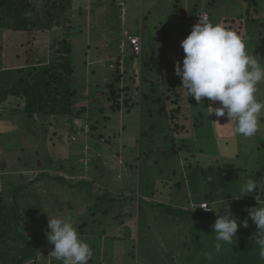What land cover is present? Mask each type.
Here are the masks:
<instances>
[{
  "label": "rangeland",
  "instance_id": "obj_1",
  "mask_svg": "<svg viewBox=\"0 0 264 264\" xmlns=\"http://www.w3.org/2000/svg\"><path fill=\"white\" fill-rule=\"evenodd\" d=\"M79 1L88 4L83 12L84 17L90 18L92 24L88 25L86 23L87 29H82V26L78 25L80 24L77 22L78 16L73 15L71 18L68 14L70 0H23V2L21 0H0V193H2L0 196L3 202L6 200L11 202L15 186L19 184L24 186L22 190V192H25L24 196L18 195L22 214L21 224L28 226L27 232L31 233L33 237L42 238L41 240H43L45 246L43 252L41 251L38 254L32 264H62V261L56 260L50 253L54 245L49 243L46 236V233L50 231L47 227L48 213L50 216H62V214L63 216H71L78 227L79 233L89 232V235L96 238L95 251L97 256L92 255L91 257L94 261L93 264H95L97 262L96 258L100 254L99 249L104 246V237H108L115 230L114 213L119 211V205L117 203L113 205L108 200L112 207H109L108 211L103 214V200L97 199V190L111 188L112 192L119 191V193L127 196L130 195L131 191H135L139 184L143 188L144 183L151 178L149 176L151 174L155 177L159 175L162 179L170 173L168 177H171L174 181H179L180 161L173 152L174 147L173 150L165 149L164 152L159 153L155 160H152V156L149 155V157L141 159L137 165L130 162L128 159L130 147L134 143L127 142L124 136L137 137V134L134 133L133 128H128L131 131H128L127 134L124 133L121 113H107L110 104L113 102L109 98L110 91L106 86V82L110 81L109 78L112 79L111 76L114 79L121 76L122 70L117 74H113L111 71L115 67L116 56L123 53L127 55L128 53V57H130L132 53L126 43L128 37H122V40L120 38L119 47L116 45L118 44L116 38L121 34L119 29L123 27L121 20H126L124 23L125 32L122 34L128 36L130 33H141L142 40L147 45L143 48L149 50L148 48H151V45H156L155 42L162 43L167 38L172 41L181 34L184 28V22H181V11L179 10L182 8V2H177L178 7H176L175 0H161V5L157 10L158 4L155 3L150 15L152 24L149 27L147 25L146 28H142L143 24L140 18L129 21L131 19L129 13H136V10H141L137 8L135 3L132 7L126 3V7L129 8V11H127L125 5L120 4L119 0H113L114 3L112 2L111 5L109 0H101V2L91 0L88 3H84L82 0ZM183 2H185L184 9L186 13L194 7H198L202 10L201 15L207 14L209 19L212 15L215 23L219 22L215 16L216 12L218 14V11L221 8L224 9V7L227 14L241 11L245 17L255 21L258 31L249 34L245 29H242V33L244 31L245 37L248 38L256 37L258 50L253 49L252 51L263 56V63L261 64H264V0H184ZM20 5L21 10L16 14V10L19 9ZM254 5L258 9L257 11L253 9ZM121 9H123V13L120 20ZM79 10L81 12L82 8H79ZM139 14L141 13L138 12ZM76 15L80 14L77 13ZM199 15H195L196 22L199 20ZM115 16L117 19H115ZM221 17L223 16L221 15ZM67 20H70V22ZM46 23L49 25L54 23L55 28L52 25V28L48 30L47 28L45 30L35 28L38 26L43 27ZM104 23L110 31L100 38L99 34L101 32L97 31L98 28L96 27H103ZM21 25L24 26L23 29L18 28ZM64 41L71 45L75 60L71 82H69V78L66 79L65 76L63 78L70 84L74 83L73 86L78 84V87L76 89V99L74 100L75 105L73 106L75 109H72L73 111L69 114L56 115L50 113L53 103L41 100L39 98L42 94L41 91L35 93L36 88L30 89L29 85H32L34 80H31L29 70L32 68L41 70L44 67H53L55 70L48 68L50 75L55 71L62 72L60 63L64 61L63 57L67 56L64 51ZM114 41V45L118 49L116 52L110 46ZM139 56L140 54L137 55V60L140 59ZM83 59L86 60V65H83ZM131 61L133 60L131 59ZM121 68H125V66H121ZM137 68H140L138 64ZM22 78L27 82L26 87L19 82ZM125 81L126 85L123 84L119 89L124 90L128 87L127 85H130L126 79ZM39 88L41 87L39 86ZM25 89H28L29 95L22 96L21 93L23 92L20 91ZM258 89V99L264 100V83L258 85ZM15 90L18 92L17 95L14 94ZM111 93L116 102H124L127 98L123 91L121 92L122 95ZM177 94L184 99L185 103L191 102L185 89L182 88ZM61 96L62 93L59 92L58 99L61 100ZM34 99L36 103H34ZM205 101L207 104L211 103L207 99ZM202 103L198 104L195 101L194 106L196 104V107H201ZM31 104L36 108V112L32 115L28 113ZM100 104L103 105L104 114L99 111ZM44 105L46 110L42 111ZM123 110L124 107L119 112ZM14 115L19 118L18 124L13 122L12 117ZM103 117H106V119L104 120ZM223 118L225 122H228L226 117ZM133 120L132 113L128 124H132ZM209 120L210 118L207 115L204 117L206 125L199 126L198 129L195 127L194 141L192 137L184 143L182 140L176 139V146L183 155L185 154V147L182 149L183 145L195 146L196 152H198L196 147L205 151L203 154L197 153L202 154L198 161L200 167H205V171L199 175L196 174L195 182L192 183L193 187L189 183L188 189L190 191L195 189V201L204 197L205 189H209L211 186L209 182L202 180L203 176L211 179L213 173L206 169L209 164L205 163L206 160L212 159V165H217L228 158L231 160L230 163L240 168L237 172L232 173L231 177L224 181L222 185H219V188H227L233 194L230 199H227V201L230 200L227 203L232 214L236 216L238 212L243 211V209L241 211L236 210L235 207L237 204H244L246 201L257 204V207H259L260 203H264L261 202L264 201V173L263 175L261 173V177L257 174L262 165L257 166L261 146H258L255 150L254 144L257 142L250 144L254 140L246 143L243 137L238 139L219 136ZM261 121L264 122V116L261 117L260 124ZM109 139H111V142ZM136 139L139 146L134 149V152L138 153V149L139 152L145 151L144 148L147 144L143 139ZM261 140L262 138L259 140L260 143ZM156 141L157 143L150 144L162 145L161 139ZM164 142V147L168 148L170 141L164 139ZM155 147L152 146V148ZM250 147L254 148L251 154L247 152ZM110 152L112 158H110ZM150 152H154V150ZM231 153L235 155L231 156ZM246 155H250L249 158H243ZM135 156L133 154L132 159ZM139 157H142L141 154ZM127 162L130 163L127 164ZM242 165L243 167H240ZM132 166H137L141 179L139 175L131 176L130 179L129 173ZM171 168L176 172L172 171ZM260 171L262 172V170ZM47 173L50 176H47ZM54 174L64 176L68 181L73 182L81 178L94 180L95 183L99 184V187H94L95 193L91 196L86 191V185L79 187V191L84 195L82 197L75 196L71 194V189L67 187V184H63L58 179L54 180L52 177ZM248 178L256 181L258 185L256 190L247 194V196L235 198L241 195L240 184ZM103 183L109 185L104 186ZM117 184H120L121 187L118 188ZM180 185L179 190L174 187L171 189L170 200L173 205H163V210L172 211V213L176 211L184 213V211L176 208V203L182 198L183 194V182H180ZM86 194L89 195V199ZM99 201L102 203L97 206L96 203ZM203 201L207 202V199L200 201L198 206ZM221 206L223 207L220 209L222 211L227 207L225 203L222 205L219 202L218 209H215L216 213H222L219 210ZM252 207H255V205L246 204L244 214L246 217H249L248 209ZM195 209L200 210L199 207ZM32 210L34 213H32ZM144 211L149 213L154 209L150 210L149 207H146ZM75 214L79 220L75 219ZM80 215L82 216L81 219L78 218ZM147 215L151 216L150 214ZM212 217L197 214L195 215V222L175 221L171 227L167 223L156 221L154 230L149 235V245H153V239L157 242L156 245H166L167 250L175 252L174 259L169 255L173 253L170 251H168L169 254L164 252V254L157 256L156 264H174V261H179L182 264H233L237 256L234 254L235 251L243 253L239 254L238 257L245 263L250 264L256 260L255 263L264 264V260L259 258V251L251 250L257 246L255 241L242 242L250 250L235 249V247L242 245L238 236L233 238L231 245L225 244L222 250L217 253L214 247L216 233L211 228L216 218ZM91 221L94 222L91 223ZM83 222H88V225L84 228L80 227ZM173 227L175 228L174 233ZM256 232L259 233V230ZM182 235L187 238L182 239ZM173 236H176L177 240L175 242L171 240ZM108 239L113 240L111 237H108Z\"/></svg>",
  "mask_w": 264,
  "mask_h": 264
},
{
  "label": "trees",
  "instance_id": "obj_2",
  "mask_svg": "<svg viewBox=\"0 0 264 264\" xmlns=\"http://www.w3.org/2000/svg\"><path fill=\"white\" fill-rule=\"evenodd\" d=\"M110 1V0H109ZM21 2H23V0H21ZM98 2H101L98 0ZM113 4V3H112ZM111 5V3H110ZM253 9L255 11H257V7L254 5ZM21 10V5L19 6V9L16 10V14H18V12ZM197 11V7H195V14ZM241 13V11H240ZM15 14V15H16ZM225 14L223 15L221 24H223L224 26H226L229 29L235 30L238 34H240L244 39H245V32L243 31L242 33V29H245L249 34L251 32H256V31H252L254 29V27L252 28L249 24L245 25L243 19L244 15L243 14ZM132 18H134V20L137 19V12L136 14L134 13L132 16ZM115 19H117V17L115 16ZM248 20H250L249 18H247ZM253 21V20H251ZM54 27V23L53 24H48L46 23L45 26L43 27H35L36 29H51L52 27ZM34 26H36L34 24ZM241 26V27H240ZM23 25L18 26L19 29H23ZM240 27V28H239ZM97 28V27H96ZM97 31H99L98 29H96ZM120 30V35L116 38V41H118V44H116L117 46L119 45V41L122 40V37L124 35H122V28L119 29ZM101 32V31H100ZM107 33L106 30L103 28L102 29V33H100L99 35L103 36V34ZM182 34H186L185 30L183 29L181 34H179L176 38L182 35ZM129 36L131 37H138L140 44H141V50L136 53L133 50V46L131 44V41L129 39ZM124 37H128L126 40V43L128 44V49L132 50V53L129 55L130 57H128V53L127 55H125L124 53L122 55H118L116 56V61H115V67L111 70L113 72V74H117L120 73L122 70V73L120 74L121 76L116 77L115 80L112 77L109 78L108 80H110L109 82H106V86L110 91V100L113 102L112 104H110L109 108H108V112L107 113H119V110L122 109V107H124L123 110V116H124V123L125 125L122 126V129H124V133L127 134L129 133L128 131H131L130 129L128 130V128H133L134 133H136L138 135V131L140 132V128L143 129L145 122H147V118L152 115V113H157V114H163V115H171V116H181V113H183V109L186 106V104L184 102V99L179 96L177 93H179L182 89L181 87V78L176 74L175 72V66H176V62L180 61V64L182 66V62L183 58H181L180 60V56L182 57V54H179V49L175 48L174 46H172L173 43H175L176 40H172L170 41L169 38H167L166 40H164L162 43H156L153 44V47L148 48L149 50H145V46H147L143 40H142V36L140 35H133V34H128V36H124ZM123 37V38H124ZM121 38V40H120ZM115 41L113 42V44H111L110 46H112V48H114L115 52L116 50V45H114ZM64 46H65V53H67V56H64L63 59L64 61L60 63L61 66V70L62 72H53V74L50 75V70L48 68H52L53 70H55L53 67H44L43 69L39 70L37 68H32L29 70V76L31 77V80L33 82L32 85L30 86V89L33 90V88H36L35 93H40V91L42 92V94L39 96V98L41 100H44L46 102H51L53 103L51 105V110L50 113L52 114H56V115H65V114H69L71 113V111H73L75 108H73L74 104V100L76 99V89L78 87V84H76L75 86L74 83H68L66 82V79H70L69 82H71V76L74 72V55H72V47L70 44H68L66 41L63 42ZM119 47V46H118ZM142 51L144 52L142 54ZM183 51V49H180V52ZM136 53V54H135ZM183 53V52H182ZM140 54V59L137 60V55ZM255 55H258L257 52H254ZM185 55V54H184ZM260 59V63H263V56L262 55H258ZM131 59L133 61H131ZM136 59V60H134ZM83 65H86V60L83 59ZM137 64L140 66V68H137ZM121 66H125V68H121ZM55 67V65H54ZM76 68H78L75 65ZM86 68V67H85ZM33 72V73H32ZM63 76L66 77V79L63 78ZM124 77V78H122ZM122 83H121V81ZM125 79L130 83V85H127L128 87L125 88L124 90L119 89L120 86H122L123 84L126 85V81ZM21 84L24 85V87L27 86V82L25 79H20L19 81ZM29 84V83H28ZM39 86L41 88H39ZM51 86H53L54 88H52ZM181 87V88H180ZM38 88V89H37ZM180 90L179 92L177 90ZM143 90V91H142ZM124 92L125 97H127L124 102H116L114 101V96L112 95L111 92L119 95L121 94V92ZM20 92L22 96L24 95H29L28 93V89L25 90H21ZM59 92L62 93L61 96V100L58 99V95ZM136 92V93H135ZM14 94H18V92L15 90ZM122 95V94H121ZM140 95V96H139ZM189 100L191 101H195V99L193 97H189ZM34 103H36L35 99L33 100ZM191 102H189L190 104ZM100 112L104 114L105 110L102 107L103 105L100 104ZM206 101L204 103H202L201 108H196L195 107V117L196 120L198 121L199 119L204 120V117L207 116L208 114L206 113ZM42 111L46 110L45 105L42 107ZM73 109V110H72ZM36 112V108L35 106H33L31 104V108L28 109V113L30 115H32V113ZM19 113V112H17ZM48 113V114H50ZM133 113V123H129L128 124V120L131 117V114ZM198 115V116H197ZM21 118V115H20ZM135 118H140L139 121V126L136 124V120ZM13 122L14 123H19V118L18 116L12 117ZM103 119L105 120L106 117H103ZM17 120V122H15ZM205 126V121H203L202 123H197L195 124L196 128H199V126ZM23 128V127H22ZM139 128V129H138ZM143 134V132L141 133ZM139 134V135H141ZM113 135V134H112ZM114 136V135H113ZM124 138H126L127 142H132L134 143L131 147H130V154H129V160L132 164H138V162L140 161V159H132L133 154L136 155V152H134L135 148H138L139 146V142L137 141V137L135 138V136H131V137H126L124 136ZM111 142V139H109ZM123 140V141H126ZM122 141V140H121ZM172 148L176 147V143L174 142V140L172 139ZM187 151L185 150V154H190V153H195V176L196 174L199 175L200 173L205 171V167L202 168L200 167L199 164V157L205 152L203 151V149H198L196 147V149L198 150L200 154H197L198 152H196L194 150V147L188 146L187 147ZM175 153H178V151H174ZM111 153V152H110ZM235 154L231 153V156H233ZM245 157V156H243ZM110 158H112V153L110 154ZM230 159H224L222 160V163L217 164V165H212V159H208L206 160L205 163H209L208 167L206 169H209L210 171H212L213 173L211 174V179H209V177L207 176H203L204 181L209 182L211 187L220 185V183L223 182L224 178H229L231 177L230 175L232 173H235L238 171V169H240L239 167H236L234 164L230 163ZM130 162H127V164H129ZM99 167V165H98ZM137 167V166H136ZM136 167L132 166V170L133 169H137ZM240 167H243L240 166ZM98 171V169H96ZM217 170V171H216ZM70 172V171H69ZM133 173H135V170H133ZM261 171H258V175L261 177ZM47 176L49 175L48 173L46 174ZM50 176V175H49ZM54 178V180H59L61 182H63V184H67L68 188H70L71 190V194L75 195V196H79L82 197L84 194H81V192L79 191V187H84L85 185L87 186L86 191L88 192V194H90V196L92 194L95 193V189L94 187L98 186L97 184H95L94 180H87V179H83L81 178L80 180H76L75 182L73 181H68L64 176L61 175H56L54 174L52 176ZM133 179V178H132ZM199 181V180H198ZM200 182V181H199ZM201 183V182H200ZM103 185H109L108 183H103ZM117 187L120 188L121 185L117 184ZM24 186L19 184L18 186H15L14 190H13V194H12V199L11 202L9 200H6L5 202L2 201V198L0 196V264H27V263H31L35 261L36 257L38 256V254H40V252H43V249L45 248L44 246V242L43 240H41L42 238H35L33 237V235L29 232H27L28 230V226L25 224H21V220H22V214L20 211V204L18 201V195H20L21 197L24 196L25 192H22ZM93 191V192H89V191ZM121 191V189H119ZM2 192V191H1ZM86 194V197L89 199V195ZM0 195H2V193H0ZM96 196L98 200H103V207H111L110 203L108 200H116L117 202H121V201H125L126 197L125 194L123 193H119L118 192H112L111 188H106L105 190H97L96 192ZM227 196L228 197H232L233 194L231 192H227ZM39 200V199H38ZM37 200V201H38ZM200 200V199H199ZM142 202V201H141ZM102 203V202H101ZM237 204V203H236ZM246 204H249V202H247ZM251 205H255L252 204ZM257 206V205H255ZM159 209H162L161 206L157 207ZM223 207H220V209H222ZM213 210H211L210 212H200L199 210L195 209V215L200 214L206 217H215L216 218V214L219 215L218 213H216L215 209L212 208ZM236 210H240L243 209V211L238 212L237 213V217L240 220H244L247 219L248 220V227H240L238 229V233L237 236L238 238H240L239 240H241V244L239 247H235V249L238 250H250L248 249V246L244 243H242L243 241H255V238L260 234L257 233L256 231V227L255 224L252 222V220L249 217H246L245 214V205H241V204H237L235 207ZM105 211V210H104ZM32 213H34V211L32 210ZM175 213V212H173ZM236 214V213H235ZM129 215L131 217L134 216L133 212H130ZM63 216V215H62ZM212 217V218H213ZM258 247H254L251 250L253 251H259L257 250ZM236 256L234 263L233 264H248L245 263L241 260L240 257H238L239 254H243L240 253L239 251H235L234 253ZM255 256L257 254H254ZM251 262V261H249ZM256 260L254 262H251L250 264H257L255 263ZM262 264V263H261Z\"/></svg>",
  "mask_w": 264,
  "mask_h": 264
},
{
  "label": "crops",
  "instance_id": "obj_3",
  "mask_svg": "<svg viewBox=\"0 0 264 264\" xmlns=\"http://www.w3.org/2000/svg\"><path fill=\"white\" fill-rule=\"evenodd\" d=\"M84 3H88V1L91 0H82ZM98 1V0H96ZM101 1V0H99ZM184 0H175V6H177V2H182V8L179 9L181 12V22H184V30L186 34H182L180 35L177 40L175 41V43L172 44V46H174L175 48L179 49V54H182V57L180 56V60L181 58L184 57V52L181 51L182 50V46H181V41L186 38V36L190 33L192 26L197 23L196 21V17L195 15H199L200 12L202 10H200L197 7V11L195 14V7L190 10L189 12L186 13L185 9H184V5L185 2H183ZM188 1V0H185ZM110 3L113 2V0L109 1ZM114 3V2H113ZM119 3L125 5L126 7V3L130 4V6L132 7L134 5V3L136 4L137 8L141 9L139 11L136 10L137 15L138 12H140L141 14L138 15L137 19L140 18V20L142 21V28H146L147 25L148 27L152 24V20H151V13H152V9L155 6V3H157V7L156 10L159 8V6L161 5V0H119ZM177 3V4H176ZM198 3V2H197ZM230 4V3H229ZM198 5V4H197ZM211 5V4H209ZM88 4H83L81 3L79 0H70V4L68 5L69 10L67 8V13L70 14L71 18L72 16H78L79 18L77 19V22H79L80 24H78L79 26H82V29H87L86 28V23L88 25L92 24L90 23L91 19L90 18H85L84 17V10L87 8ZM121 6V5H120ZM230 6V5H229ZM84 7V9H83ZM79 8H82V11L80 12ZM122 8V7H121ZM225 7L224 9H220L218 11V14L216 12L215 16L216 19L219 21L218 23H221L222 18L221 15H225L227 13H225ZM232 9V7H231ZM126 10L129 11V8L126 7ZM123 9H121V13L119 14V18L121 20V15ZM86 12V11H85ZM110 12V10H109ZM77 13H79L80 15H76ZM130 16H132L134 13H129ZM136 14V13H135ZM220 14V15H219ZM235 14V13H234ZM236 14H242V12L240 13H236ZM82 15V16H81ZM201 15V14H200ZM230 15V14H229ZM170 17V16H169ZM143 18H144V23H143ZM245 19H243L244 24L248 25L250 24V26L254 29L252 31H258V28H256L257 24L255 21H251L248 20L247 17L244 16ZM134 18L131 17V19H129V21H133ZM76 20V19H74ZM86 20V22H85ZM70 22V20H67ZM210 21H212L213 23V16H210ZM89 22V23H88ZM121 25L122 27V33L125 32V25L124 23L126 22V20H121ZM73 26V24H72ZM89 27V26H87ZM55 28V27H54ZM99 31H101L102 33V29L104 28L106 30V32L110 31L107 27V25L104 23L103 27H97ZM128 31V30H127ZM139 34H133V35H140ZM251 34V33H250ZM124 35V34H122ZM102 37V35L100 36V38ZM124 37V36H123ZM256 37H245V40L247 42V48L249 51L254 50H258V48L256 47L257 39H255ZM118 42V41H117ZM151 47H153V45H151ZM183 52V53H182ZM182 62V60H181ZM22 77V76H20ZM180 90H178L179 92ZM195 101H191V103L186 104V106L183 109V113H181V116L178 115L176 117L171 116V115H163V114H157V113H152V115H150L147 118V122H145L144 128L141 129L140 128V132L138 131V135L137 138L138 139H143L144 142L147 144V146H145V151L139 152L138 149V153H136V156L133 159H143V158H147L150 156H152V160H155V157H157L159 155V153L164 152L165 149L167 150H173L172 148V139L174 140V142L176 143V139L177 140H182L183 143L187 141V139L189 138H193V141L195 140V124L197 123H202L204 120L199 119L198 121L196 120L195 117V107L196 104L194 106ZM219 102H216L213 106H218ZM209 104H207L206 102V106H205V111L208 114V117L210 118L209 122L210 124L213 125V129L216 131V134H218L219 136H224V137H231V138H238L240 139L243 136H239V134L235 133L234 129H235V121H228L225 122L223 119V117H216L215 114H210L209 112L211 111V109L208 107ZM196 108H201V107H196ZM184 112H186V114H184ZM121 113V121H122V126L125 125L124 123V116H123V111H120L119 114ZM227 118V117H226ZM140 118H135L136 120V124L139 126V121ZM190 125V126H189ZM164 126V127H162ZM204 126V125H203ZM229 128V129H226ZM139 129V128H138ZM198 129V128H197ZM143 132V134H141ZM258 134H256L253 137L250 138H246L243 137L246 143H249L252 141L250 144H254V142H257L255 145V150L257 149L258 146H261V153H259L258 156V165L262 164L260 170H262V175L264 173V122L261 121V124L259 125V130L257 132ZM141 134V135H139ZM191 134V135H190ZM136 138V137H135ZM261 143H260V139ZM157 139H161V144L162 145H155V144H150V143H157ZM164 139L169 140L170 141V145L168 148L164 147ZM256 139V140H255ZM151 140V141H149ZM152 146H156L155 148H152ZM164 147V149H163ZM185 147V150L187 151V145H183L182 149ZM194 150H195V146ZM151 150H154V152H150ZM249 151H247L249 154H251L252 151H254L253 147H250L248 149ZM174 151H178V153H175ZM174 154H176V158L178 159V161H180V171H179V181H174L172 180L170 176V173H168L167 175H165L166 177L164 178H160L159 175H157L156 177L154 175H149L151 178L144 183L143 188H141L140 184L137 187V189L134 191L130 192V195H127L125 201H121V202H117L116 200H111L110 203H112L113 205L115 203H117L119 205V211L118 213H114V220H116V226L114 227V232L112 234H110L108 237H111L113 240L108 239V237H104V246L102 248L99 249V256L96 258V263L98 264H156L157 263V256L168 253V251H170L171 253L173 252V250H167L166 245L162 246L161 245H156L157 242L154 241L152 239V246L149 245V235L151 234V232L154 230V226H155V222L156 221H161L164 223H167L170 227L172 226V224L175 221H186L188 223H190L189 221L195 222V208L198 206V203L202 200L207 199V203L209 204L210 207L214 208V209H218V204L219 202L224 205H227V202L230 201L227 199H230V197L228 198L227 192L228 189L227 188H219V185L214 186V187H209V189H205L204 197L199 198L198 200L195 201V189H193L192 191H190L188 189V184L190 183V185L192 186V183L195 182V153H190L187 155H183V153H180V149L177 148V146L174 149ZM185 153V152H184ZM141 154V158L139 157V155ZM250 155H246V157L243 158H249ZM185 159V160H184ZM133 170H135V173H133ZM131 170L130 174V179L131 176L134 175H139L138 172V168L137 169H133ZM172 171L176 172L174 169L171 168ZM173 173V172H172ZM258 173V172H257ZM139 178L141 179L140 175ZM228 178H224L223 182L226 181ZM180 182H183V194H182V198L176 203V208L178 210L184 211V213H180V212H175L172 213V211H165L163 209H159L157 207L159 206H172L173 203L171 202L170 198H171V189L174 187L175 189H180L181 185ZM220 183V185L223 184ZM97 184V182L95 183ZM99 185V184H97ZM127 185V184H126ZM102 186V185H101ZM99 187V186H98ZM193 187V186H192ZM166 188V189H165ZM163 189V191H162ZM225 193V194H224ZM222 194V195H221ZM223 197V198H222ZM142 201V202H141ZM165 201H167L166 203H164ZM170 201V202H168ZM205 202V201H203ZM248 201H246L244 204L241 205H245L246 207V203ZM261 202H264L263 200ZM96 203V202H95ZM101 203L100 201L98 203H96V205L98 206V204ZM251 204V202H249ZM253 204V203H252ZM257 205V204H255ZM264 206V203H260L259 206ZM112 207V205H111ZM150 208V210L154 209V211H150L145 212L144 209L145 208ZM222 207V206H221ZM104 208V207H103ZM108 207L104 208V210H102V213H106L108 211ZM143 211V213H142ZM200 212H202V210H199ZM222 211V210H220ZM130 212L134 213V216L131 217L129 215ZM204 212V211H203ZM205 213V212H204ZM147 214H150L151 216H148ZM63 215V214H62ZM77 219V215L75 214ZM80 217V219L82 218V216H78V218ZM193 217V218H192ZM177 219V220H176ZM79 220V219H77ZM94 220V219H92ZM94 221H91V223H93ZM75 223V222H74ZM88 225V222H83L81 224L80 227L84 228L85 226ZM175 231V228L173 227V233ZM86 233V235H85ZM89 232H81L80 235L82 236L83 239L86 240V242L91 246L92 251H93V256H97L96 254V238L93 235H89ZM93 234V233H90ZM102 235V234H101ZM106 236V235H105ZM102 238V237H101ZM182 239L187 238L186 236L182 235L181 236ZM172 241H176V236H173ZM169 254V253H168ZM173 259L175 256V252H173L172 254H169ZM176 259V258H175ZM93 259L90 258V260L88 261V264H93ZM95 263V264H96ZM174 264H182L179 261L176 262L174 261Z\"/></svg>",
  "mask_w": 264,
  "mask_h": 264
},
{
  "label": "clouds",
  "instance_id": "obj_4",
  "mask_svg": "<svg viewBox=\"0 0 264 264\" xmlns=\"http://www.w3.org/2000/svg\"><path fill=\"white\" fill-rule=\"evenodd\" d=\"M184 52L182 66L176 62L175 72L181 78V87L198 104L210 101V114L235 121V133L250 138L257 134L264 116V100L257 97L258 85L264 83V64L261 57L247 48L246 40L235 30L221 23H213L207 14L199 15L190 33L181 41ZM219 102L218 106H213ZM248 178L240 184L241 195L247 196L257 188ZM205 211L210 206L199 205ZM196 207V208H197ZM201 210V209H200ZM48 213V212H47ZM248 216L259 230L255 238L259 258L264 260V206L248 209ZM51 255L62 264H88L93 255L91 246L82 238L71 216H50L48 213ZM240 227H248V220L234 216L227 203L211 225L216 233L215 251L231 245Z\"/></svg>",
  "mask_w": 264,
  "mask_h": 264
},
{
  "label": "built area",
  "instance_id": "obj_5",
  "mask_svg": "<svg viewBox=\"0 0 264 264\" xmlns=\"http://www.w3.org/2000/svg\"><path fill=\"white\" fill-rule=\"evenodd\" d=\"M129 39L131 41V44L133 46V50L138 53L141 50V44L138 37H131L129 36ZM199 205L209 206L207 202H201ZM204 212H210L211 210L205 211L204 208L199 207Z\"/></svg>",
  "mask_w": 264,
  "mask_h": 264
}]
</instances>
